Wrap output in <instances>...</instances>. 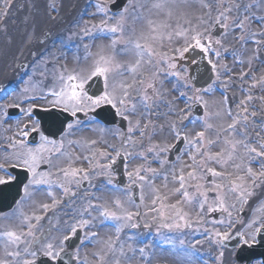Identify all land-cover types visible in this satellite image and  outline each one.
Wrapping results in <instances>:
<instances>
[{
    "label": "snow or ice",
    "instance_id": "1",
    "mask_svg": "<svg viewBox=\"0 0 264 264\" xmlns=\"http://www.w3.org/2000/svg\"><path fill=\"white\" fill-rule=\"evenodd\" d=\"M180 4H186L187 0H179ZM222 5L224 0H219ZM6 6H10V0H5ZM131 6V0L120 6L119 0H97L95 5L96 13L101 14L105 18L100 21L99 24L85 26L82 29L83 35L89 36L93 33L96 34V38L103 37L105 39L111 38L110 43L106 46L110 50V54H105V46H101L99 52L96 54V58L87 69H82L80 72H71L67 75L61 72L59 76L60 89L59 91L52 90L48 93L53 99H46V96L41 95H23L21 102H28L27 108H21L20 102L5 105L4 108H17L20 113L26 119V123L22 126L18 124L17 130L14 136L7 137L9 141V149H19L14 151L10 155L4 157L5 162L9 160L15 161L14 166H19L31 175L28 183L24 185V197L22 199L30 198L34 191L38 190L36 186L47 185V195L52 199V204H39V209L47 212L50 207L55 208L59 203L53 192V186H57L62 189L67 196H74L75 193L70 191V185L74 182L77 186L82 185L85 180L89 179V169L72 167V156L69 153L62 152L63 140L56 141L50 140L48 136L41 130V120L39 118V111L47 112L48 107H44L47 104L51 108H60L64 113H68L71 119L67 122L66 127L62 130L65 135L71 134L74 128H77L82 121L79 120V114L83 113L87 116L89 112L95 113L97 109H101L103 106H110L114 110L113 118L115 116L121 117L128 122L127 135L122 137V143L120 149L113 150L116 152L115 156H110L106 151H100L99 153L93 152L91 157L85 156L83 159L90 165L91 169L97 167L103 169V174L109 176L108 184L111 185V169L112 165L116 162L118 157L128 158L130 153L123 151L126 145L129 143H140L141 141L133 140V135L139 132V136L142 139L152 140L154 136L160 135L164 132L165 125L159 126V132L156 131V126L151 120L141 125V120L136 119L135 123L130 119V116L135 115L137 112V105L145 109L146 112L150 109L151 105L159 99V93L156 89L157 78L161 72L165 75H173L177 78L184 80V87L191 88L193 95L188 97V100L192 101V104H186L183 109H173L175 115L179 119L177 121L172 120L167 124L168 133L177 141L183 142L185 147L179 150V155L171 158L172 150L176 147L175 144H157L151 143L144 151L138 153V158H141L147 162L148 155H152L153 161L160 165V168L148 167L144 164L137 167L133 172H128V176L131 179L133 176L136 180L141 182V185L147 184L154 193L152 199L153 207L149 212H155L161 219V227L167 229H184L191 228L193 221L189 218V212L184 210V206L195 208L200 215L197 219V224L208 223L205 219L207 213L221 212L227 213V221L221 218L219 220H213V229L206 230L205 234L216 245H219L221 249L225 246L227 241L235 239L237 241L235 248L237 251L236 260L233 264H238L239 260L243 259L240 253L252 252L254 246L264 244V240H258L257 237L264 233V216H257L245 223L243 220H233L232 213L229 211V207H235V204L228 205L225 201V195L227 192L236 193L237 198L241 203H247V197L254 195L253 189L258 188L260 183H264V162L260 163V171H254L251 167L252 162L264 161V140H257L259 147L253 146L248 141L245 131L238 130V125L247 127L249 115L255 117L256 113H248L247 105L245 101H241V105H244L243 111L238 112L235 116L232 115L231 109L225 111L209 112L208 102L203 99L199 93L201 91L211 92L212 85H209L207 89L194 88L190 79L181 77L179 71H174L177 68V61L184 58L185 54L190 50L199 49L201 53L207 55L213 52L214 55L219 58L221 52L216 50L221 46L220 39H214L209 33L210 28L205 25L208 22L201 16L197 17L198 24L192 25L191 20L186 22L189 24L187 28H180L178 31L173 30L175 35L184 39V46L176 48L173 51L175 55L169 56L166 53H160L154 49V47L147 42L148 37L141 35L135 39L126 38V24L128 21L129 7ZM152 8L157 10V16L161 13L164 14L162 19L153 20L148 18L145 22L151 33V39L155 41L158 36L163 37L165 30L170 29L172 26L168 22L173 17V9L178 7L177 0H153ZM208 8V15L211 16V6L205 4ZM143 8V5H139ZM253 7L252 4H246L243 7V12H248ZM241 5L229 0V6L219 10L211 28L219 26L224 30L225 34L229 29V13L233 9L240 10ZM96 13H93L95 15ZM4 15H7L5 12ZM181 15H185L181 13ZM254 16V14H253ZM253 16L242 15L235 19H232L231 26L234 29H239L242 35L238 37L239 40L247 43L251 40L257 45L254 57L258 59L259 47L264 45V41L257 39V36H264V30L256 32H249L247 25L250 23ZM144 17L139 15H133V23L138 20H143ZM257 19L264 24V16L257 17ZM223 21V22H222ZM179 27V26H178ZM134 31V30H133ZM173 31L166 33L167 38L171 40ZM145 40L141 43V40ZM215 46V47H213ZM87 47V45H85ZM117 56H130L132 60L121 62L117 59ZM195 62V61H193ZM161 64H166V68H161ZM208 64L211 65V70L216 74V79L220 77V71L218 70L217 63H214L211 59L208 60ZM144 65H152L156 68V71L152 73L151 77L145 78L141 72ZM249 65H251V58L249 59ZM220 68H226V65H220ZM244 75L243 73L241 74ZM139 76V79L137 78ZM117 77L121 79L117 80ZM128 77H131L129 80ZM94 78H102L103 87L99 94H90L86 86H90L94 82ZM264 82V76L260 78ZM256 81L253 78V87H255ZM30 89L25 87L21 89L22 93H28ZM133 92L138 96V100L133 101ZM151 93V94H149ZM181 96H185L186 93L181 92ZM252 97L249 95L246 100L250 101ZM264 99V98H262ZM227 97H225V103ZM201 104L204 108L203 116L196 117L195 119L190 117L187 113L191 110L193 105ZM39 106V111H38ZM4 109H0L3 112ZM6 114V113H5ZM222 115L231 117V123L224 125H214L209 121L213 118H221ZM184 121L188 123L185 124ZM199 122L202 126L201 131H195V135H191L185 131L188 128V124L195 125ZM99 127V125H98ZM100 131L104 129L99 127ZM209 132H213L214 136L210 137ZM30 133H39L41 143L35 148L28 146L27 138ZM18 136L20 139H16ZM243 137L238 139L237 137ZM73 143V141H69ZM91 145H95L96 141H89ZM45 145H52V148H46ZM220 146V150L213 153L211 148ZM64 156L69 161V166L59 168L58 172L61 174L56 179L52 178L50 172H38L37 169L41 163L49 164L51 160V154ZM45 153H49L45 156ZM99 155L110 160V163L101 165L97 161L93 163V159ZM187 156L189 162H184L181 157ZM247 158V163L245 162ZM80 159V157H76ZM239 161V162H237ZM215 164L221 169H227L229 166L233 169L232 172L217 171L215 167H209V164ZM179 165V167H177ZM167 169L161 171V169ZM187 169V172L185 170ZM0 170L5 172L4 176H0V185L8 184L16 179L10 172L7 171L4 164H0ZM150 173L151 178L147 175H141V173ZM243 173V174H240ZM171 177V179H169ZM209 177L211 179H209ZM156 179L163 180V188H167L169 183L178 185L171 190L168 196H161L160 189L154 184ZM136 180L132 181V184L136 183ZM203 180L208 184H211V188L206 187L205 183H200ZM221 182H217V181ZM196 181V183H192ZM223 181H227L224 183ZM260 181V183H258ZM32 189V191H30ZM191 189V191H190ZM209 191L215 194V199L209 202ZM180 196L181 199L176 203L167 204L165 201L170 196ZM143 201V195L140 197ZM160 202L157 206V202ZM116 208L123 209V204L120 199L113 201ZM139 207V205L137 206ZM89 209L95 210L99 213L100 224L103 225L106 221H113L115 223V232L117 239L122 229L127 225V222L132 220L133 213L123 210L122 214H117L116 211L110 210L103 204L93 205L88 204L86 208H83L80 212L81 217L87 213L89 216L91 213ZM166 211L171 215H166ZM243 211V209H241ZM139 215V213H135ZM20 221L21 229L27 228V232L23 230L17 231L13 228L0 231V242L3 243L7 256H10L15 261V264H38L37 257H47L49 262H56L61 258V255L65 252L66 244L74 237L78 236V233L86 228H90L93 225V221L96 217L91 219L81 218L68 223L65 232L59 237H50L47 232L42 236H35V225L31 223L33 219L39 221L41 216L33 213L32 216L26 215L22 210H18L14 214ZM12 217H5L10 219ZM156 219V216L152 217ZM171 222H167V221ZM236 224H241L243 227L236 229ZM224 226L227 230L220 231L217 226ZM259 225V226H257ZM131 227H138L137 224H131ZM148 227V225H145ZM233 230L235 235L233 236ZM159 231V228L157 229ZM97 236L95 232H86L83 237H80L81 244L85 240L94 239ZM31 237V239H28ZM183 241L180 244L183 245ZM24 244L23 249L19 246ZM108 252L115 253L117 250L114 248L115 241L111 239L105 242ZM9 248L14 250L8 251ZM36 249V250H33ZM185 254H194L191 249H181ZM139 252L144 255L145 249L140 248ZM120 256H124L123 246L119 249ZM99 255V254H97ZM107 253L103 256H99L100 261H104ZM77 259H79L77 255ZM218 264H223L224 251L221 250L219 255L215 257ZM251 264L252 257H248ZM0 264H9L7 260H0ZM112 264H120V259L117 257ZM255 264H264V254H261V258L255 261Z\"/></svg>",
    "mask_w": 264,
    "mask_h": 264
},
{
    "label": "rangeland",
    "instance_id": "2",
    "mask_svg": "<svg viewBox=\"0 0 264 264\" xmlns=\"http://www.w3.org/2000/svg\"><path fill=\"white\" fill-rule=\"evenodd\" d=\"M93 4H89L84 8V11L81 15L75 14V8H72L74 11L70 13V9L67 11L62 6V0H49L47 4V8L49 9V13L51 15V20L59 21V25H50L47 27L42 28L41 32H36V34L32 37H30L28 40H24L21 44V47L19 48L17 55L14 59H12L7 65H3V68L0 70V92H2L3 96H5V100L0 102L3 103L0 105V109H4L3 112H0V142L4 143L6 145L7 150L1 151L0 159L3 160V163H7L4 160V157L7 155H10L14 151H18L19 149H9L8 144L9 141L7 140V137H12L15 135L18 124L22 126L26 121L25 118L16 119L14 121L7 122L4 118V112L8 108H4L5 105L14 104L17 102H20V106L23 108H27L29 106L28 102H21V97L23 95H41L46 96V99H53L48 93L52 90L59 91L54 85L60 83L59 76L61 72H64L65 75L71 72H80L82 69H87L93 62V60L96 58V54L100 50V45L103 43L98 42H87L84 43L83 37L80 34V31L85 26H91L94 24H99L102 19H104L101 14L96 13V3L97 0H91ZM249 0H234L237 4H245ZM106 2V0H104ZM152 2L153 0H135L132 5L129 7V17L126 24V27L129 28V34L132 36L131 39H135L137 37H140L141 33H143V30H147L148 26L146 24V20L148 18H151L153 20H159L162 19L164 14L161 13L159 16H157V10L152 8ZM177 3H179V0H177ZM142 4L143 8H140L139 5ZM210 5L211 6V16L209 17L206 15L208 13V8H206L204 5ZM23 5V0H10V6H6L5 0H0V49L2 46L7 43L11 45L13 43V39H11L14 34L15 29H13V25H15L16 22H20L18 18L22 17L21 14V7ZM229 6V0H224V3L221 5L219 3V0H187L186 4H181V7L173 13L172 19H170L168 22L174 23L177 22V26L182 27L185 26V28L189 27V24L186 22L187 20H191L192 25H197L198 20L197 17H203L208 24L205 25L206 27L210 28L211 31V24L213 23L217 13L219 10H222V8H227ZM243 6H241L240 10L233 9L231 13H229V29L227 31V34H224L221 37V52L225 49H235L236 52H239L240 54H237L234 58H226L220 56V62H215L218 65V70L220 71V77L219 80L221 82H224V85L228 88H230V99L231 100H239L236 103H232L233 108H231L232 115H235L236 109H243L244 105H241V101H245L246 98L250 95L252 97V101L254 102V105L257 106L260 109V113L264 114V82L260 80L262 76H264V45L259 47L258 52V59L253 58L255 53V50L257 49V45L255 47H252L253 50L251 56L248 57V59L244 58V55L242 52L245 50L238 47L237 42V36L241 35L239 29H234L231 26L232 19H235L238 16H242L245 14L243 12ZM61 11L63 15L61 16ZM69 12V14L66 13ZM132 11V12H131ZM137 11V13L135 12ZM7 13V15H4V13ZM257 14L261 15L264 14V0L260 2L258 7L256 8ZM93 13H96L93 15ZM181 13H184L185 15H181ZM133 15H139L144 17L143 20H138L141 22V26L138 25V21L133 23ZM264 16V15H263ZM58 18V19H57ZM30 19V17H29ZM26 22H29V20H26ZM223 22V21H222ZM137 23V25H135ZM138 27L136 30H134V27ZM47 28V29H45ZM247 28H250V32L256 31H262L264 30V24L260 23H252L248 24ZM59 29V30H57ZM134 30V31H133ZM171 31V29H170ZM210 31L208 34H210ZM239 31V33H238ZM57 32V33H56ZM167 30H165L166 34ZM169 32V30H168ZM147 33V32H146ZM238 34V35H237ZM81 35V36H80ZM151 35V33L149 34ZM211 35V34H210ZM56 36H61V40L67 42H70L69 49H65L62 46L59 45V42L55 41ZM144 36V35H143ZM165 36V35H164ZM38 38L34 43H32V39ZM150 38L149 36H145ZM258 39L261 41H264V36H257ZM52 38V41L50 42V39ZM19 40V39H18ZM144 40H141V42ZM161 42L163 43L164 40L161 38ZM87 45V47H85ZM103 46H107L104 44ZM252 46V45H251ZM26 47H29V49L25 52ZM236 47V48H235ZM159 48V47H157ZM106 49V47H105ZM3 52V50H0V55ZM105 54H110V50L106 49ZM211 55V54H210ZM5 56V59L8 58V55L6 52L3 53V57ZM25 56V57H24ZM213 56H211V59ZM251 58V65H249V59ZM86 59H92L89 62H86ZM117 59L122 62L123 58L121 56H117ZM239 60V62H242V66H237L236 71L234 70V66L236 64V61ZM2 58H0V64H1ZM213 60V59H212ZM259 60L260 63L257 61ZM6 62V61H5ZM87 63V64H86ZM26 65L25 69H22V66ZM220 65H226V68H220ZM247 72L249 73V78L245 77L247 76ZM237 73L242 78L236 79L233 81L231 79V74ZM244 74L243 76L241 74ZM9 76V79L3 80L4 78H7ZM253 78H255L256 85L253 87ZM247 79V80H245ZM237 82L236 84H234ZM28 87L30 91L28 93H22L21 89ZM241 87L247 88L246 94L245 92H242ZM215 90V89H214ZM214 90L211 91L212 94L208 93H202L199 94L203 97L205 101L208 102V108L207 110L209 112H217V111H225L226 109L230 108V102H224L225 100L217 95L214 94ZM237 94H240L239 99L235 98ZM225 97H227V100L229 99V96L226 94ZM171 98H174L171 96ZM224 100V101H223ZM246 102V101H245ZM248 111H254V107L252 110L250 108V105L246 102ZM3 106V107H2ZM43 106H48L47 104H44ZM228 108H225L227 107ZM5 121V122H4ZM230 117L227 115H222L221 118H213L210 120V123L214 125H224L227 123H230ZM199 129L198 126L196 127H190L189 133L191 135H195V131ZM257 129V137L258 140H264V126H261V128ZM262 132L263 134H259L258 132ZM208 135L210 137L214 136L213 132H209ZM91 136L87 132H82L78 134V139L82 142L88 143L90 141ZM16 139H20L18 136H16ZM113 141V138H111ZM46 148H52L50 145H45ZM86 149L82 148L81 150ZM220 150V146L218 148H211L210 151L215 153ZM45 156H48L49 153H45ZM57 156V157H56ZM56 159L54 161V164H62L67 159L64 156L55 154H51V160ZM181 159L184 162H189L187 156H182ZM79 160V159H78ZM75 160V166H77V161ZM239 162V161H237ZM245 162L247 161V158H245ZM8 163H15L13 160H9ZM86 165V162L84 163L83 160H80L79 166L81 168H84ZM60 168L62 165H59ZM179 167V165H177ZM209 167H215L217 171H228L232 172L233 169L231 166H229L227 169H221L219 166L215 164H209ZM251 167L254 171L259 172L260 169H256L254 165L251 164ZM157 169L160 168V166L155 167ZM167 169V166L165 169H161V171H165ZM187 172V169L185 170ZM103 171L96 174H93L91 178L97 180L100 179ZM148 174V173H147ZM146 173H141V175H147ZM99 176V177H98ZM149 178H151V175H147ZM171 179V177H169ZM209 179H211L209 177ZM136 180V177H135ZM160 179H156L154 181V184L157 188L160 189V195L161 196H168V194L171 192V190L175 187H178V185H174L169 183L167 188H163V181H159ZM138 181V180H137ZM140 188L145 189L144 193V203L140 208H137L134 206V212L133 208H129L128 211L133 213V218L131 222H127L128 224H137L138 227H142L143 229L147 230L149 228L154 227H160L161 225V219L156 214V219H153V215L148 213V209L152 208V199L154 196V193L149 188L147 184L141 185V182L138 181ZM221 182V181H217ZM224 183H227V181H223ZM192 183H196V181H193ZM200 183H205L206 187L209 189L211 188V184L206 183L205 181L201 180ZM260 183V181L258 182ZM99 186L102 188V190L99 193H95V189L99 188ZM264 188V183H260V186L258 188L253 189L255 194H259L260 191ZM77 191L81 192L82 197H78L77 199L73 200L70 203H66L64 199H61L59 203L56 205L54 210L51 212L48 210L47 212H43V214L39 215L42 217L40 220L39 225L43 226V231L38 230L34 231V235L38 237L42 236L45 232L49 234L50 237H59L62 234H67L65 232V229L67 228L68 223H71L75 220H79L81 218L86 219V213L83 217H81L80 212L83 208H86L89 203L93 205H100L103 204L104 206L110 208L112 206V202L117 199L116 196H113L110 191L107 190V188H104L103 183L98 185L96 183L93 186H90L86 190H81L80 186L76 189ZM71 192H74L73 189L70 188ZM191 191V189H190ZM225 201L226 204L232 205L235 204V207H229V211L233 213L232 215L233 220H243L244 222H247V220H251L255 217V203L250 204L248 203L251 200H248L247 203H241L236 193L227 192L225 190ZM254 194V195H255ZM63 195V193H62ZM253 196V195H252ZM62 197V196H61ZM60 197V198H61ZM105 199L109 200V203H103ZM180 196H170L165 203L167 204H173L176 203L177 200H180ZM215 199V194L209 191V202L211 203ZM159 201L157 202V206L159 205ZM27 203L24 202L19 206V208L14 211L13 213L0 217V231L8 230V228L16 229L17 231L23 230L24 232H27V228L23 227L21 229L20 221L18 218L14 216L15 213L18 212V210H22L26 215L32 216L33 213L37 211L39 213L41 209L37 210V204H31L32 207H34L33 211L31 213L27 212L26 208ZM246 209V212L242 215V212L240 210L242 208ZM252 208L251 211H248V208ZM52 207H50L51 209ZM184 210L186 212H189L190 216L189 218L193 221V226L191 228H184L188 232L185 234L186 238L184 237L183 240L190 241V244L193 246H198L197 251L198 252H207L209 255H212L214 253H217L219 255V252L222 250L219 245H216L208 238V236L205 234L206 230L210 231L213 229V224L211 221L214 219H208V216L212 213H207L205 216V219L208 221V223H202L197 224L196 221L199 218L200 215H203L201 213H198V211L195 208L184 206ZM89 211L95 212L99 214L97 211L89 209ZM135 213H139V215H135ZM215 213V212H214ZM40 214V213H39ZM167 215V213H166ZM5 217H12L10 219H5ZM92 217L96 216H90L88 219H91ZM53 218V219H52ZM97 218V217H96ZM225 219L227 221V213H222L219 219ZM55 219V220H54ZM52 220V221H51ZM32 222V221H31ZM167 222H171L170 220ZM59 225L58 231L52 232L50 231L51 225ZM93 225L90 228H87L85 230L86 232H95L97 233V236L94 239L86 240L84 247H82L77 255L79 257L80 264H112L114 259L119 257L120 264H203L201 263L193 254H185V252H180L176 250H170V251H162L159 248H151L149 251L151 253V260H147L146 262H143L141 257H138L139 255H136L137 249L140 248V246L135 244H128V247L124 249V256H120L119 249L120 247L116 243L115 240V232L114 231H102L98 229V223L93 221ZM100 225V223H99ZM145 225H148V227H145ZM239 227H241V224H237ZM101 226V225H100ZM259 226V225H257ZM220 231L226 230L224 226H217ZM162 231L167 228H160ZM190 231H192V234H188ZM164 232V231H163ZM100 238H103L101 241ZM28 239H31L29 237ZM115 241V244L113 245L114 248L117 250L115 253L108 252L107 246L105 244L108 240ZM25 245L21 244L19 246L20 249H23ZM148 246H150L148 244ZM152 247V246H150ZM14 249L9 248L8 251H12ZM35 250V249H34ZM135 250V251H134ZM129 251L133 252L130 253ZM228 253L232 252V250H228ZM226 251L224 252L227 253ZM105 253H107V256L105 257L104 261H100L99 256H103ZM99 254V255H97ZM146 254H148L146 252ZM234 257L233 253H231ZM0 260H7L9 264H15V261L12 257L7 256L5 252V248L3 246V243L0 242ZM235 261V260H234ZM212 264V263H210Z\"/></svg>",
    "mask_w": 264,
    "mask_h": 264
},
{
    "label": "bare ground",
    "instance_id": "3",
    "mask_svg": "<svg viewBox=\"0 0 264 264\" xmlns=\"http://www.w3.org/2000/svg\"><path fill=\"white\" fill-rule=\"evenodd\" d=\"M48 2L49 0H32V2L29 5H27V7L24 10L25 19L19 20L20 22H16L15 25H13V29L16 30L14 31V34H13L15 36L11 37V39H13V43L11 45L5 43L0 49V50H3V52L0 55V58H2L1 64H0V70L3 68V65L5 63H6L5 65H7L12 59L15 58L19 48L21 47V44L23 43L25 39L28 40L30 37L34 36L37 31L41 32L42 28L53 25V23L55 24L57 23L50 19L51 18L50 14H47L46 9L43 7V6H46ZM35 4L42 5V7L39 8L37 12L34 11L33 5ZM62 6L67 11L69 9L76 8L77 7L76 0H62ZM27 17H30V19H28ZM26 20H29V22H26ZM37 39L38 38L34 37V39H32V43H34ZM28 49L29 47H26L25 52ZM4 52H6L8 55L7 59H5V56L3 57ZM7 79H9V76L7 78H4L3 80H7ZM60 83L54 86L57 89H60ZM239 97H240V94H237L236 98L239 99ZM254 203H255V208H256V213H255L256 217L264 216V188L260 191L259 194L253 195V198L250 201L249 205L254 204ZM242 227L243 226H241L240 228ZM229 261L232 262V259L228 258L224 262H226V264H229Z\"/></svg>",
    "mask_w": 264,
    "mask_h": 264
}]
</instances>
